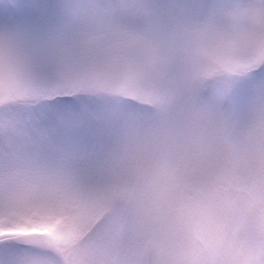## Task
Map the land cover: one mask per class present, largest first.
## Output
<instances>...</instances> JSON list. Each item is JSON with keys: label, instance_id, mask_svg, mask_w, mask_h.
Wrapping results in <instances>:
<instances>
[{"label": "snow or ice", "instance_id": "snow-or-ice-1", "mask_svg": "<svg viewBox=\"0 0 264 264\" xmlns=\"http://www.w3.org/2000/svg\"><path fill=\"white\" fill-rule=\"evenodd\" d=\"M264 197V0H0V264H147Z\"/></svg>", "mask_w": 264, "mask_h": 264}, {"label": "clouds", "instance_id": "clouds-1", "mask_svg": "<svg viewBox=\"0 0 264 264\" xmlns=\"http://www.w3.org/2000/svg\"><path fill=\"white\" fill-rule=\"evenodd\" d=\"M237 209H222L210 236L180 228L162 234L147 264H264V197L241 198Z\"/></svg>", "mask_w": 264, "mask_h": 264}]
</instances>
